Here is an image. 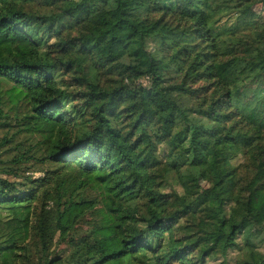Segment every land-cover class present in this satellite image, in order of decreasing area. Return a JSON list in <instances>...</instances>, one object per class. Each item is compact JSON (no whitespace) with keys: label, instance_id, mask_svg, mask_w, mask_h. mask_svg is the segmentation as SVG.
<instances>
[{"label":"trees","instance_id":"obj_1","mask_svg":"<svg viewBox=\"0 0 264 264\" xmlns=\"http://www.w3.org/2000/svg\"><path fill=\"white\" fill-rule=\"evenodd\" d=\"M255 5L264 0H0V77L29 104L25 129L45 145L32 158L49 167L31 189L0 177V260L30 262L36 247V264H203L218 247L264 264V19H246ZM101 46L110 51L97 59ZM125 101L117 116L110 107ZM206 166L215 185L233 182L245 215L218 216L194 239L181 222L195 203L167 190ZM85 176L118 199L93 195ZM174 196L181 209L168 206ZM100 203L111 232L78 234ZM59 241L67 254L54 253Z\"/></svg>","mask_w":264,"mask_h":264},{"label":"rangeland","instance_id":"obj_2","mask_svg":"<svg viewBox=\"0 0 264 264\" xmlns=\"http://www.w3.org/2000/svg\"><path fill=\"white\" fill-rule=\"evenodd\" d=\"M247 20H262L264 19V7L261 5H255L246 17ZM151 49L154 47L150 44ZM110 48L107 46H101L97 50V59H101L108 55ZM223 66L226 67L227 62H224ZM228 68V67H227ZM225 69V68H224ZM66 83H69V76H64ZM143 85H148L147 80L142 81ZM13 83L6 81L0 77V97L3 98V110L7 115V119L4 122V126L0 128V142L4 137L10 140L8 144H5L0 148V169L15 172L14 174L0 173V177L8 179L11 182L17 183V186L22 189H31L35 187L31 181L43 178L45 171L49 168L47 164L40 163L32 158L42 157L45 155V145L42 144L43 138L37 134L28 132L24 126V116L29 115L30 106L27 101L21 97H18L15 92H12ZM127 101L124 103L112 104L110 109L114 110L118 116L120 111L127 105ZM120 119V118H119ZM163 147L160 148L162 151ZM221 154L232 158L234 164L241 163L243 158L239 156L236 148L231 146H222ZM19 162L13 160L18 159ZM216 176L209 166H206L202 170L201 177L199 179H187L183 186L178 183H173V188L168 187L167 192L171 189H175L179 195H188L189 201L194 202L196 210L193 216H189L182 220L183 233L189 232L193 234V238L196 239L199 235H203L202 229H211L214 223L220 217H228L232 215L236 222H239L245 215V210L241 205H237L231 202L230 197L233 191V182L224 181L220 185H215L214 181ZM84 184L93 195L99 196L101 200L108 204L118 199L115 193H103L98 189L91 176H85ZM219 198L224 199V205L220 209ZM37 204V201L35 202ZM168 206L174 210L181 209V202L178 196H174L168 203ZM3 215H6L3 213ZM112 230V221H110L109 215L106 213L103 203H100L94 210L90 211L86 217L78 224L77 233H86L92 231L93 235L98 237L107 236ZM32 235V233H31ZM57 237L55 241H57ZM257 241L258 250L264 254V237ZM238 243L241 242L239 238ZM54 253L62 255L69 252V248L64 241L55 242L52 247ZM37 250H34L31 254V261L24 262L18 261H3L0 260V264H36L37 262ZM241 253L235 248H231L224 252L220 248H215L211 254L204 258L203 264H241ZM84 259L79 262L82 263Z\"/></svg>","mask_w":264,"mask_h":264}]
</instances>
